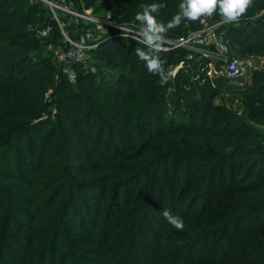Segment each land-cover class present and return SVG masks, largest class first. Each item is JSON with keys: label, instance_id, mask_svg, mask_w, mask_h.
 I'll return each mask as SVG.
<instances>
[{"label": "trees", "instance_id": "16d2710c", "mask_svg": "<svg viewBox=\"0 0 264 264\" xmlns=\"http://www.w3.org/2000/svg\"><path fill=\"white\" fill-rule=\"evenodd\" d=\"M65 1L118 21L160 2ZM164 3L157 19L167 22L180 0ZM198 26L184 21L167 36ZM221 27L235 57L264 52V0ZM59 34L41 1L0 0V264H139L143 239L154 247L146 264H264V143L213 102L225 76L184 67L161 86L136 56L145 46L112 34L88 50L91 73L56 61ZM186 52L158 55L172 70ZM263 81L264 72L252 80L258 116ZM164 210L183 219L182 231Z\"/></svg>", "mask_w": 264, "mask_h": 264}, {"label": "rangeland", "instance_id": "374dc122", "mask_svg": "<svg viewBox=\"0 0 264 264\" xmlns=\"http://www.w3.org/2000/svg\"><path fill=\"white\" fill-rule=\"evenodd\" d=\"M39 1L44 3L45 7H47L48 11L50 12V9L45 2H43L42 0H39ZM57 1L61 2L63 5L67 4L65 0H57ZM85 9L87 10V12L89 13L91 12L90 7L85 8ZM85 9H83V11ZM54 10L58 16L60 25L64 32H70V33L80 32L81 28L78 24H80L81 27L88 26L92 32V39L94 41L95 40L97 41V45L99 41L102 38H104V36L108 34L113 35V33H116L115 30L112 31L109 28L98 29V27H96L93 23L87 22L86 20H84V18L82 19V17H80L79 15H75L67 11L68 9L65 10L62 6H59V7L56 6L54 7ZM119 22H127L128 25H131L130 24L131 22L136 25L139 24V22L137 21L135 22L134 20H126L125 18H122V17ZM171 39H172L171 37H168V36L166 37V40L163 45L166 44L167 47L164 50H172L173 48H176L169 44L168 41ZM61 40H62V35H61ZM61 40H60V43H61ZM231 50H233L232 47H231ZM184 57L186 59H179L174 64L172 71L174 72L179 71L182 73L185 67L190 77H194L198 72L205 70L204 65L206 61L203 62L202 60H200V58H203V57L198 56V52H191L190 55L188 52H186L184 54ZM237 60L239 64L238 66L241 68V73L233 79H228L225 77L224 85L222 86L221 91L215 96L213 102L217 104H223L226 107L230 108L231 110L235 111V113H237L241 117L245 118L254 128L259 130L262 136L261 141L264 143V116H258L259 101L253 100L254 94L252 93L255 89V83L252 82L253 78L258 75V72H264V52L249 55V56L240 55L237 57ZM65 63L67 65L69 64L68 61ZM84 64L85 65L83 67L85 68V70L91 73H95L96 66H95V58L93 57V55H90L88 53V59ZM208 67L212 70L214 69L216 72L222 71V67L216 61H212L210 65H208ZM89 214L92 215L93 212H89ZM91 215L88 216L86 213V217H83L84 219L82 220L83 221L87 220L88 217H89L88 220H91L92 219ZM82 220L80 219V214H78L77 220H76V227H79L82 224L81 222ZM23 224L26 225V222L23 221ZM73 225L74 224H72L71 226ZM24 230L26 232L25 228ZM76 232L78 234H83L78 229H74V231H72V235L77 234ZM143 240L140 241L139 239V241L141 242L139 244V250H138L139 252L134 254L135 255L134 258L135 260H138L139 264H146V262H148V259L152 258L151 251L154 250V247L152 246V244L148 243V245H145L147 243L144 244ZM61 251H62V248L56 252L55 256L58 257L59 256L58 254H60Z\"/></svg>", "mask_w": 264, "mask_h": 264}, {"label": "built area", "instance_id": "2783aa9c", "mask_svg": "<svg viewBox=\"0 0 264 264\" xmlns=\"http://www.w3.org/2000/svg\"><path fill=\"white\" fill-rule=\"evenodd\" d=\"M42 1L48 5L51 16L57 22L62 35V45L60 43L55 51V59L58 62L64 63L68 61L85 63L88 59V50L94 48L97 45V41L92 39V32L89 27L81 30L75 36H71L64 32L54 10V7L56 6H62L65 10L68 9L67 11L75 15H79L87 22L93 23L96 27H98V29L109 28L112 31H116L113 35L123 36L133 40L131 38V34L124 33L119 30L120 26L128 25L127 22H119L118 20H115L110 13H105L102 16H96L87 12L86 9L82 13H78L66 4L63 5L61 2L57 3L53 0ZM220 21L221 18H205L203 19V22L198 21L199 26L196 29L188 30L183 34L172 38L168 42L173 47L186 48L189 55L191 52H198V56L206 59L204 69L207 74L216 72L214 69L212 70L208 67L212 61H216L220 62V66L222 67V71L220 73L228 79H233L241 73V68L238 66L237 57L232 54L227 38H225L222 34L223 31L221 26L223 23H220ZM130 24L131 26H134V32L138 30V25L132 22ZM48 30L49 26H45L39 33L41 35H46ZM162 47L164 50L167 46L165 44ZM63 70L66 71L69 79L73 80V71L66 66L63 67Z\"/></svg>", "mask_w": 264, "mask_h": 264}, {"label": "clouds", "instance_id": "9594fccd", "mask_svg": "<svg viewBox=\"0 0 264 264\" xmlns=\"http://www.w3.org/2000/svg\"><path fill=\"white\" fill-rule=\"evenodd\" d=\"M254 0H180L176 11L167 22L157 19L160 10L165 8L164 0L150 4H142V11L135 13V21L139 22L138 30L133 31L131 25H122L119 30L131 34V38L144 45V48L135 49L136 56L145 63L148 73L158 76V83L163 86L175 75L171 69L165 68V61L158 53L163 50L167 33L178 28L182 22H196L205 18H212L218 14L220 23H239L248 9L253 6ZM163 217L175 229L182 231L184 221L169 210H164Z\"/></svg>", "mask_w": 264, "mask_h": 264}, {"label": "crops", "instance_id": "0c3cea01", "mask_svg": "<svg viewBox=\"0 0 264 264\" xmlns=\"http://www.w3.org/2000/svg\"><path fill=\"white\" fill-rule=\"evenodd\" d=\"M60 42H58V44H59Z\"/></svg>", "mask_w": 264, "mask_h": 264}]
</instances>
